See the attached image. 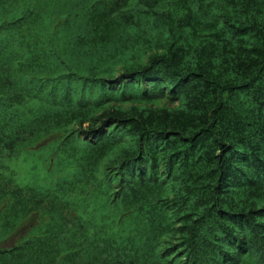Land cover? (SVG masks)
Here are the masks:
<instances>
[{"label": "trees", "instance_id": "1", "mask_svg": "<svg viewBox=\"0 0 264 264\" xmlns=\"http://www.w3.org/2000/svg\"><path fill=\"white\" fill-rule=\"evenodd\" d=\"M99 3L73 59L4 43L0 167L47 145L68 170L0 179V264H264V0Z\"/></svg>", "mask_w": 264, "mask_h": 264}, {"label": "rangeland", "instance_id": "2", "mask_svg": "<svg viewBox=\"0 0 264 264\" xmlns=\"http://www.w3.org/2000/svg\"><path fill=\"white\" fill-rule=\"evenodd\" d=\"M90 1L0 0V56L7 52L17 54V41L33 43L34 37H30V30L35 29L40 32V40L45 39V41L52 42L59 58L67 60L71 57L73 59L77 54L67 53L72 48V32L83 22L91 23L93 16L101 8L100 3L88 8ZM19 17L21 20L18 24H6ZM20 24L28 31H18ZM66 26L70 29L67 30ZM6 41H16L14 42L16 47L4 45ZM26 48L24 46L21 50L25 51ZM67 170V165L59 159L57 153L52 151V147L49 148L46 145L39 149L23 150L17 156L1 161L0 179L10 178L19 187L43 193L59 185ZM105 194L98 190L95 196L99 213L103 212L101 204L107 195ZM5 222L10 226L3 231L1 226ZM16 224V219L7 212V209L4 206L0 207V242L6 234L11 232L12 225ZM0 248H2L1 243Z\"/></svg>", "mask_w": 264, "mask_h": 264}]
</instances>
